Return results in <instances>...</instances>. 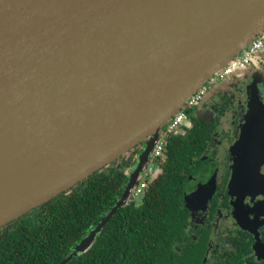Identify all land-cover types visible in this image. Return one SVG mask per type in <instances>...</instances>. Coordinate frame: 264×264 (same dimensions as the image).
I'll return each mask as SVG.
<instances>
[{
    "label": "water",
    "instance_id": "1",
    "mask_svg": "<svg viewBox=\"0 0 264 264\" xmlns=\"http://www.w3.org/2000/svg\"><path fill=\"white\" fill-rule=\"evenodd\" d=\"M263 32L264 0H0V226L120 167L143 142L148 156ZM140 166L59 264L136 198Z\"/></svg>",
    "mask_w": 264,
    "mask_h": 264
},
{
    "label": "flooded vegetation",
    "instance_id": "2",
    "mask_svg": "<svg viewBox=\"0 0 264 264\" xmlns=\"http://www.w3.org/2000/svg\"><path fill=\"white\" fill-rule=\"evenodd\" d=\"M243 56L244 63L208 81L202 95L178 112L184 117L173 129L171 121L162 127L161 154L154 156L152 145L144 155L143 142L119 159L129 179L127 172L143 158L138 177L148 187L165 174L169 143L177 142L165 250L173 264H264V164H258L264 159V40ZM147 187L130 202L140 203ZM20 217L0 226V264L35 263L41 256L37 245L12 239L10 232L21 230L13 224Z\"/></svg>",
    "mask_w": 264,
    "mask_h": 264
},
{
    "label": "trees",
    "instance_id": "3",
    "mask_svg": "<svg viewBox=\"0 0 264 264\" xmlns=\"http://www.w3.org/2000/svg\"><path fill=\"white\" fill-rule=\"evenodd\" d=\"M176 145L169 143L165 174L149 183L142 201L120 208L94 244L68 264H173L165 250L176 198L170 167ZM127 182L122 163H112L25 213L13 222L21 230L6 233L38 246L41 256L29 264H59L111 210Z\"/></svg>",
    "mask_w": 264,
    "mask_h": 264
},
{
    "label": "built area",
    "instance_id": "4",
    "mask_svg": "<svg viewBox=\"0 0 264 264\" xmlns=\"http://www.w3.org/2000/svg\"><path fill=\"white\" fill-rule=\"evenodd\" d=\"M259 36H258V38H256L253 41V43L250 46H248L245 49V51H247V53L252 54L256 48L261 46L262 41L264 40V32ZM243 54H244V51H243L242 55H239L236 58H234V60H232L223 70H221L220 72H218V74L211 77V79L209 81L214 82V80L216 78H223L224 76L231 74L232 71H234L239 66V64L244 63L246 61L247 57L243 56ZM202 88L200 89V91L198 92V94L196 96L193 95L191 97V99L188 103H191L195 98L202 95V93H203ZM183 117H184L183 113L176 114L175 117L171 120L169 128L173 129L175 127V125H177V123L182 120ZM164 147H165L164 140L160 139L158 144L154 148V156L161 154L162 151L164 150ZM146 187H147V182L145 180H142L140 182V184L138 185V187L136 188V196L141 195L144 192Z\"/></svg>",
    "mask_w": 264,
    "mask_h": 264
},
{
    "label": "snow or ice",
    "instance_id": "5",
    "mask_svg": "<svg viewBox=\"0 0 264 264\" xmlns=\"http://www.w3.org/2000/svg\"><path fill=\"white\" fill-rule=\"evenodd\" d=\"M258 164H264V159H261L259 162H258ZM259 169L257 168V171H258ZM241 180H244V179H246L247 177L246 176H240L239 177ZM262 179H264V177H262ZM200 195V193H195V197L194 198H197L198 196Z\"/></svg>",
    "mask_w": 264,
    "mask_h": 264
},
{
    "label": "rangeland",
    "instance_id": "6",
    "mask_svg": "<svg viewBox=\"0 0 264 264\" xmlns=\"http://www.w3.org/2000/svg\"><path fill=\"white\" fill-rule=\"evenodd\" d=\"M209 83V82H208ZM207 84V83H206Z\"/></svg>",
    "mask_w": 264,
    "mask_h": 264
}]
</instances>
